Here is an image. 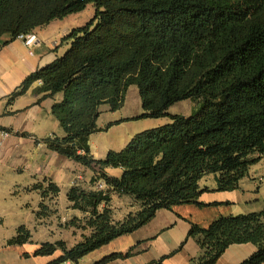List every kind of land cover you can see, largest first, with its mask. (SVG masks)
<instances>
[{"label":"trees","instance_id":"16d2710c","mask_svg":"<svg viewBox=\"0 0 264 264\" xmlns=\"http://www.w3.org/2000/svg\"><path fill=\"white\" fill-rule=\"evenodd\" d=\"M88 5L95 14L63 39L70 42L68 51L13 93L16 97L35 82H41L37 91L44 96L62 93L53 114L64 136L46 143L92 169V185L106 183L104 190L71 187L68 200L86 214L74 222L90 234L72 248L62 240L43 244L38 254L63 252L50 264L79 262L147 224L161 209L207 206L200 201L208 191L200 185L205 176L214 175L218 191L237 190L264 155V0H0V39L35 34ZM132 86L143 107L138 118L170 121L96 159L90 138L102 130L101 107L123 108ZM184 100L194 103L191 115L169 114ZM106 168H121L122 175L110 176ZM36 188L45 198L61 191L52 181ZM113 194L131 197L137 209L116 220ZM49 212L41 203L39 215ZM189 236L202 249L193 264H215L231 245L243 243L255 244L257 251L241 264H264V207L222 216L207 228L192 223ZM28 237L21 227L13 241ZM130 255L132 249L94 264Z\"/></svg>","mask_w":264,"mask_h":264},{"label":"crops","instance_id":"0c3cea01","mask_svg":"<svg viewBox=\"0 0 264 264\" xmlns=\"http://www.w3.org/2000/svg\"><path fill=\"white\" fill-rule=\"evenodd\" d=\"M78 14H70L37 28L34 33L38 41L32 46L11 34L0 39V128L13 132L7 141L0 143V264H50L63 252L57 249L53 254H38L43 244L62 240L72 248L83 240L84 234H90L89 231H78L74 221L86 214L72 207L68 192L75 185L96 189V184L91 183L94 171L52 150L46 143L50 137L64 136L60 121L53 114V106L62 100L63 94L44 96L37 91L41 82H35L24 93L13 97L28 76L52 64L68 51L70 42L63 39L73 29L86 24L77 22ZM127 102L126 97L124 107L117 111H111L108 105L101 107L97 125L102 130L90 138L96 159H104L109 151L116 150L111 146H101L97 156L93 148L96 136L109 133L143 113L139 101L132 111L126 110ZM118 112L123 113L117 116ZM105 171L114 177L122 175L121 168H106ZM243 180L238 190L218 191L214 175H207L200 181L201 188H208L200 196V201L207 206L183 204L161 209L150 222L133 233L114 239L79 262L61 264H94L108 255L126 254L131 249L132 255L105 264H193V260L202 254V249L198 240L189 236L192 223L207 228L222 216L263 209L264 200L259 202L256 210L241 208L238 191H253V187L243 186ZM48 181L60 187L57 196L45 198L36 188L41 184L45 186ZM244 200L246 204L256 201L250 195ZM227 202L231 206L220 205ZM41 203L50 207L48 215H39ZM111 207L114 218L123 220L137 209V204L129 196L113 194ZM21 227H25L29 237L22 243L14 242ZM255 251L257 246L253 243L233 244L215 264H241Z\"/></svg>","mask_w":264,"mask_h":264},{"label":"rangeland","instance_id":"374dc122","mask_svg":"<svg viewBox=\"0 0 264 264\" xmlns=\"http://www.w3.org/2000/svg\"><path fill=\"white\" fill-rule=\"evenodd\" d=\"M79 13L78 17L75 19L80 24L87 23L95 14L94 5H90L85 8L83 11L77 12ZM127 106L126 110H134V105L136 101L141 103V98L139 94V89L136 86H132L128 91L127 96ZM138 103V102H137ZM123 111V110H122ZM194 111V103L192 100H184L181 102H177L169 108V114H183L189 116ZM118 115H121L123 112H118ZM170 121V117H162V118H138L131 121H125L120 126L115 127L112 131L105 132L101 136H96V141L94 143V150L98 156V148L101 146H111L112 149H120L123 148L136 134L151 128L158 127L160 125L165 124ZM111 144V145H109ZM244 187H253V191L251 193H243L238 191V198L241 199L239 205L241 208H254L256 210L258 208L259 202L264 200V155L260 157L258 163L254 164L250 170L248 175L244 178L242 182ZM256 190H255V189ZM238 190V189H237ZM235 191V190H234ZM257 191V192H256ZM247 195L254 196L256 201L246 204L244 200ZM220 204V203H219ZM264 204V203H263ZM218 205V204H217ZM221 206L228 207L231 206L229 202L220 204ZM264 206V205H263ZM81 224H77V229L79 232L83 231Z\"/></svg>","mask_w":264,"mask_h":264},{"label":"built area","instance_id":"2783aa9c","mask_svg":"<svg viewBox=\"0 0 264 264\" xmlns=\"http://www.w3.org/2000/svg\"><path fill=\"white\" fill-rule=\"evenodd\" d=\"M18 38L25 41V43L28 46H32L38 41V36L36 34H21L18 36ZM13 135V132L8 129L0 128V143H3L7 141L11 136ZM106 188V183L104 180H98L96 183V189L97 190H104Z\"/></svg>","mask_w":264,"mask_h":264}]
</instances>
